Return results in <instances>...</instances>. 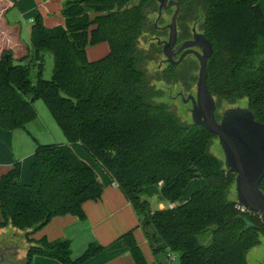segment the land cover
I'll use <instances>...</instances> for the list:
<instances>
[{"label": "trees", "instance_id": "obj_1", "mask_svg": "<svg viewBox=\"0 0 264 264\" xmlns=\"http://www.w3.org/2000/svg\"><path fill=\"white\" fill-rule=\"evenodd\" d=\"M177 1L179 23L202 19L213 44L207 84L218 106L245 99L264 123V11L259 0ZM150 6L157 13V0H66L65 25L51 28L39 14L30 39L36 83L29 64H15L11 52L0 58V127L26 128L39 116L34 101L42 99L68 141L37 143L31 184L21 183L19 162L0 178V229L26 231L32 244L27 264L34 256L84 264L105 248L92 242L73 257L70 239L30 237L56 216L85 219L84 203L102 197L96 171L69 145L73 142H80L118 183L155 255L163 253L171 262L177 253L178 264H248V252L261 242L264 216L238 205L236 174L212 151L217 136L184 122L155 81L189 88L191 79L173 68L154 67L157 73L151 76L143 67L157 54L155 45L150 52L140 46L144 33L155 30ZM103 42L110 46L108 54L90 60L87 47ZM46 52L54 55L51 79L43 78ZM151 197L169 206L152 209ZM134 230L121 238L136 264H149ZM208 231L211 241L202 244L199 236Z\"/></svg>", "mask_w": 264, "mask_h": 264}, {"label": "crops", "instance_id": "obj_2", "mask_svg": "<svg viewBox=\"0 0 264 264\" xmlns=\"http://www.w3.org/2000/svg\"><path fill=\"white\" fill-rule=\"evenodd\" d=\"M66 0H0V58L5 52H11L13 58L26 62L31 54V30L36 17L41 14L45 26L51 28L65 25L62 14ZM264 11V0H259ZM110 46L107 42L89 45L87 55L96 60L108 54ZM14 59V60H15ZM35 123L42 132L51 133L40 116L27 124L26 128L8 131L0 127V178L19 162L21 166L20 181L22 184L32 183V163L37 143L41 140L29 129ZM52 134V133H51ZM63 143V142H62ZM80 158L85 160L98 175L103 187L102 197L84 203L86 218L66 214L56 216L43 228L33 232L32 239L46 236L49 240L70 239L73 257L80 256L92 242L105 248L84 264H136L122 234L134 230L135 238L149 264H163L158 255L150 248L131 202L126 198L119 186L114 185L111 175L95 161L90 162L80 142L69 143ZM159 202V201H158ZM159 202V208H164ZM3 216L0 206V222ZM3 230L0 229V233ZM15 232L13 235H17ZM8 245V244H4ZM3 245V246H4ZM2 246V247H3ZM32 264H62L60 261L44 256H34Z\"/></svg>", "mask_w": 264, "mask_h": 264}, {"label": "water", "instance_id": "obj_3", "mask_svg": "<svg viewBox=\"0 0 264 264\" xmlns=\"http://www.w3.org/2000/svg\"><path fill=\"white\" fill-rule=\"evenodd\" d=\"M157 1L159 12L155 24H158L165 10L175 7L171 21L166 26L170 31L169 39L158 41L159 45H164V55L172 61L174 55L172 50L178 40L180 4L177 0ZM185 45L199 47L202 51H190L200 62L196 94L190 93L188 96L192 101L189 110L192 123L206 128L219 139L225 167L236 174L235 190L238 205L264 216V191L261 189L264 178V123L255 118L254 112L248 106L226 108L219 120L216 114L217 98L210 92L207 84V64L214 51L213 44L201 33L196 34L194 40ZM9 251L21 254L19 245H4L0 248V264H27L25 258L28 251L25 260L9 256Z\"/></svg>", "mask_w": 264, "mask_h": 264}, {"label": "rangeland", "instance_id": "obj_4", "mask_svg": "<svg viewBox=\"0 0 264 264\" xmlns=\"http://www.w3.org/2000/svg\"><path fill=\"white\" fill-rule=\"evenodd\" d=\"M135 2H137V0H134ZM154 9V6H150L147 9V13H148V17H149V23H153L156 19L157 14H153L152 10ZM171 13L167 14V19H170V15ZM150 28V27H149ZM153 33L151 32L150 29H148L144 35L141 38V42H140V46L144 49V48H148V51H152L154 50L152 48V43H150V37ZM150 46H149V45ZM31 46V54L29 59L24 62V61H19V60H14L15 64H20V63H24V64H29L31 67V78L33 83L37 82V75H38V66L36 64V60H35V52L33 50L32 45ZM148 53V52H147ZM149 55L151 53H148ZM44 60H45V65H44V69H43V78L45 79H51L52 75H53V69H54V55L50 52H46L44 54ZM143 67L149 71V74H151V76H156L157 70L154 68L155 65H153V63L150 62L149 59H145V64H143ZM198 73H199V66H197L194 69V72H191V74H187V78L190 80V82L192 81V85H195L197 80H198ZM195 78L194 82L193 79ZM156 84L159 85L160 87H162L165 91V95H164V101L172 103V105L174 106V110L177 111L178 115L183 119L184 122L186 123H190L192 122V117L190 112L188 111L187 107L179 100H175L173 99L171 96V91L170 88L171 86H174L175 84H170L167 83L165 81H160V80H155ZM170 84V85H169ZM184 84V83H183ZM164 85V86H163ZM166 85V86H165ZM169 85V86H168ZM184 86L186 87V89H189L191 87H187L186 84H184ZM175 89V88H174ZM175 92V91H174ZM175 94V93H174ZM246 101L245 99L239 101L236 104H230V103H223L221 104V109L224 110L226 108L229 107H235V106H242V107H246ZM34 105L38 111V114L40 116L41 121H44L47 125L48 128H50L51 133H44L42 132V130L40 129V127H37L35 123H32L29 126V129L34 132V134L37 136L38 139L41 140V143L45 144V143H57V144H64V143H68L65 135L63 134L61 128L58 126L57 122L55 121V119L53 118L51 112L49 111L48 107L46 106L45 102L42 99H37L34 101ZM63 142V143H62ZM82 149L86 152V154L88 155V160L90 162L95 161L96 163L98 162L97 160H95V158L91 155V153L84 147L82 146ZM212 151L213 153H215L218 157H220L221 159L224 160V154L223 151L220 147V143H219V139L216 140V143L213 144L212 146ZM100 167L101 164L98 162L97 163ZM234 195V194H232ZM150 202H151V207L152 209H156L159 208V202H158V198L157 197H151L150 198ZM164 204L168 207L169 203L164 202ZM2 232H5L4 234L0 233V248H2V246L4 244H8V245H19L20 247V252L21 254H16L13 251H9V256L13 257V258H17L19 260H25V256L26 253L28 251V249L31 247V243L29 241H27V236H26V231L23 230H18L16 228H14L13 226H7L5 228H2ZM15 232H17V235H13ZM199 240L202 244H209L211 241V231H208L202 235L199 236ZM176 256L175 260H172L170 262V260L167 258V256L163 253L159 254L158 257L159 259L162 261L163 264H178L179 263V256L178 254H174ZM25 258V259H24ZM247 261L248 264H264V235H262L261 237V242L254 246L253 248L250 249V251L247 254Z\"/></svg>", "mask_w": 264, "mask_h": 264}, {"label": "flooded vegetation", "instance_id": "obj_5", "mask_svg": "<svg viewBox=\"0 0 264 264\" xmlns=\"http://www.w3.org/2000/svg\"><path fill=\"white\" fill-rule=\"evenodd\" d=\"M174 10H175V7L165 10L163 15L159 19L158 24H155L156 19L158 17V12H159V7H158V11L156 13L157 16L154 21L155 30L152 32L153 34L149 38L150 43L155 45V47L157 48L156 60L153 62V65H155V68L161 71L169 70L171 68L176 69L181 77L187 78V74L189 75L191 74V72H194V69L197 66L200 67V62H199L198 57L193 52H190V51L192 50H197L199 52H202V51L199 47L186 46L185 44L189 43L190 41H193L196 34H201V33L204 34V31L202 30L203 20L202 19L195 20L186 25H181L178 21V40H177L175 47L172 50L173 51L172 53L174 54L172 61H169L163 52L164 45L163 44L159 45L158 41L159 40L165 41L169 39L170 31L168 28H166V26L170 23ZM168 13H171L170 19H167ZM190 87L191 88L186 89V87L183 86V84L175 83V85L171 86L170 88L171 95H172L171 97L175 100L181 101L187 107L188 111L192 107V101L189 99L188 96L190 93L194 95L196 94V84L195 85L191 84ZM223 112L224 110H222L218 106V110L216 114L219 120L222 118Z\"/></svg>", "mask_w": 264, "mask_h": 264}, {"label": "built area", "instance_id": "obj_6", "mask_svg": "<svg viewBox=\"0 0 264 264\" xmlns=\"http://www.w3.org/2000/svg\"><path fill=\"white\" fill-rule=\"evenodd\" d=\"M114 185H115V186H119L117 182H114ZM239 206H240V205H239ZM241 207H242V206H241ZM242 208H243V210L245 209L244 207H242ZM170 259H171V260H175V259H176V256L173 255V256L170 257Z\"/></svg>", "mask_w": 264, "mask_h": 264}]
</instances>
